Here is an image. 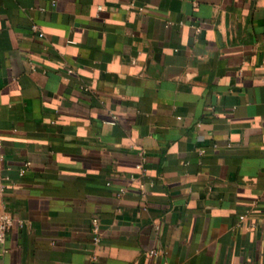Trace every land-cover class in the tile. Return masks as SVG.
<instances>
[{
	"label": "crops",
	"instance_id": "crops-1",
	"mask_svg": "<svg viewBox=\"0 0 264 264\" xmlns=\"http://www.w3.org/2000/svg\"><path fill=\"white\" fill-rule=\"evenodd\" d=\"M5 177L0 264H264V0H0Z\"/></svg>",
	"mask_w": 264,
	"mask_h": 264
},
{
	"label": "built area",
	"instance_id": "built-area-1",
	"mask_svg": "<svg viewBox=\"0 0 264 264\" xmlns=\"http://www.w3.org/2000/svg\"><path fill=\"white\" fill-rule=\"evenodd\" d=\"M35 30H38L36 26L33 27ZM41 36H43V33H40ZM69 74L73 72L72 69L67 70ZM23 174V171H22ZM10 179L8 177H5L3 179L0 178V245L4 244L9 230L11 227L15 224H17L19 227L24 226V222L22 220H16L13 215L8 211L7 205L5 202V190L7 187V184L9 183ZM245 215H240V219H244ZM94 241L95 243L99 242L100 235H99V227L97 222L94 226ZM151 253H155L152 251Z\"/></svg>",
	"mask_w": 264,
	"mask_h": 264
}]
</instances>
